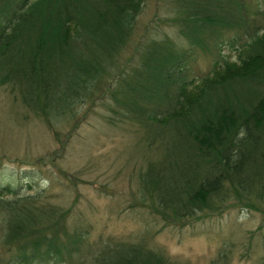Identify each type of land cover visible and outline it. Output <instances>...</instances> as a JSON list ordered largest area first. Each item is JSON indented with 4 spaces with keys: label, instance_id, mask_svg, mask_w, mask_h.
I'll return each mask as SVG.
<instances>
[{
    "label": "trees",
    "instance_id": "1",
    "mask_svg": "<svg viewBox=\"0 0 264 264\" xmlns=\"http://www.w3.org/2000/svg\"><path fill=\"white\" fill-rule=\"evenodd\" d=\"M147 1L44 0L40 12L36 0H0V87L48 118L93 93L108 124L135 126L156 154L143 156L138 203L166 224L231 202L264 211V0H156L171 32L151 22L120 61ZM48 263L178 264L140 242H91L35 185L0 181V264Z\"/></svg>",
    "mask_w": 264,
    "mask_h": 264
},
{
    "label": "rangeland",
    "instance_id": "2",
    "mask_svg": "<svg viewBox=\"0 0 264 264\" xmlns=\"http://www.w3.org/2000/svg\"><path fill=\"white\" fill-rule=\"evenodd\" d=\"M42 1L36 0L40 12ZM156 2H146L120 61L131 55L151 22L171 32ZM224 52L235 59L234 50ZM193 65L195 71L206 72L211 59L200 55ZM95 96L77 104L73 113L48 118L29 110L9 87H0V181L35 185L49 202L69 209L73 222L88 228L91 242L101 238L140 242L178 264H213L223 253L228 255L227 264H264V211L231 202L219 213L175 226L142 207L138 202L143 156L155 159L156 154L143 148L135 126L108 124ZM63 173L70 180L76 178V184L68 183Z\"/></svg>",
    "mask_w": 264,
    "mask_h": 264
}]
</instances>
